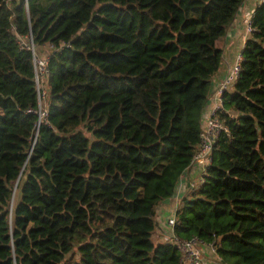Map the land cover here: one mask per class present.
Returning <instances> with one entry per match:
<instances>
[{
    "label": "trees",
    "instance_id": "trees-1",
    "mask_svg": "<svg viewBox=\"0 0 264 264\" xmlns=\"http://www.w3.org/2000/svg\"><path fill=\"white\" fill-rule=\"evenodd\" d=\"M241 2L0 0V264H187L192 237L223 264H264V0L202 180L173 238L153 240L201 146L217 40Z\"/></svg>",
    "mask_w": 264,
    "mask_h": 264
},
{
    "label": "crops",
    "instance_id": "crops-1",
    "mask_svg": "<svg viewBox=\"0 0 264 264\" xmlns=\"http://www.w3.org/2000/svg\"><path fill=\"white\" fill-rule=\"evenodd\" d=\"M260 1L242 0L226 33L217 40V44L222 48V60L219 69L212 76L210 95L204 106L203 117L214 111L217 106V100L214 98L215 89L233 64L236 54L240 52L246 37L249 35L245 28L246 22L250 18L254 7ZM203 166L204 164L193 161L184 170L176 186L175 193L168 200H163L158 204L156 210L157 225L154 233L157 238L166 240L172 237V227H169L165 220L173 216L175 207L180 202L181 197L186 193L188 185H197L199 183ZM201 247V256H203L207 264H223L217 251L213 250L211 246L203 244Z\"/></svg>",
    "mask_w": 264,
    "mask_h": 264
},
{
    "label": "built area",
    "instance_id": "built-area-1",
    "mask_svg": "<svg viewBox=\"0 0 264 264\" xmlns=\"http://www.w3.org/2000/svg\"><path fill=\"white\" fill-rule=\"evenodd\" d=\"M246 24H247V32L250 33V31L252 30L250 18L247 20ZM32 50H33V47H32ZM240 60H241V53L238 52L235 56V60L233 64L230 66L229 70L226 72L224 77L218 83L215 89V93H214V98L215 100H217L216 108L218 107V105L221 104V101H220L221 92L225 88L229 87L233 83L235 78L237 77L239 70H240ZM46 63H47L46 57H41V56L34 57V66H35L34 78L37 84L38 92L39 94L41 93V95L45 92V89L43 88V86L38 85L37 79L39 75L41 76L43 75L42 77H44V74L47 70ZM40 98L41 96H39V99ZM216 108L214 109V111L210 112L208 115L203 117V132H202L201 146L193 157L194 162H199L200 164H204V166L210 160V150L212 147V143L219 129L221 128V123L213 116V113L215 112ZM201 180H202V176H201ZM174 220H175V215H173L172 217H169L168 219L169 225L171 227H172V224L174 223ZM172 238H173V234H172ZM203 244H208V243H204L197 237H192L186 241L180 242V246L183 252L184 263L206 264L205 259L203 258V256H201V248H202L201 245ZM208 245L211 246V248L214 250L212 244H208Z\"/></svg>",
    "mask_w": 264,
    "mask_h": 264
},
{
    "label": "rangeland",
    "instance_id": "rangeland-1",
    "mask_svg": "<svg viewBox=\"0 0 264 264\" xmlns=\"http://www.w3.org/2000/svg\"><path fill=\"white\" fill-rule=\"evenodd\" d=\"M245 28H246V31H247V24H246V26H245ZM30 43V42H29ZM31 44V43H30ZM32 45V44H31ZM37 52H38V49L36 50ZM43 76V75H42ZM41 75H39L38 76V85L39 86H44V88H45V90H46V82H45V79H44V77H42ZM44 80V81H43ZM41 106L43 107V104H44V102L42 101L41 102ZM40 115L41 116H43L44 115V113L42 112V111H40ZM202 176V175H201ZM19 197V187L17 186V185H14V188H13V196H12V200H13V203H15V201L17 200V198ZM168 219L169 218H167L165 221H166V224L169 226V227H171L170 225H169V222H168ZM155 231L156 230H154V233H155ZM153 233V240H154V242L155 243H158V242H160V241H164V240H161V239H159V238H157L156 237V235ZM206 264H207V262H206Z\"/></svg>",
    "mask_w": 264,
    "mask_h": 264
},
{
    "label": "water",
    "instance_id": "water-1",
    "mask_svg": "<svg viewBox=\"0 0 264 264\" xmlns=\"http://www.w3.org/2000/svg\"><path fill=\"white\" fill-rule=\"evenodd\" d=\"M28 41L32 44V39H31V37L28 38ZM31 46H33V44H32ZM38 126H39V122L37 123L36 127L38 128ZM18 179H19V177L17 178V180H16V182H15V185H17V183H18ZM168 199H169V198L167 197V198H165L164 200H168ZM10 208H12V198H11V206H10Z\"/></svg>",
    "mask_w": 264,
    "mask_h": 264
},
{
    "label": "clouds",
    "instance_id": "clouds-1",
    "mask_svg": "<svg viewBox=\"0 0 264 264\" xmlns=\"http://www.w3.org/2000/svg\"><path fill=\"white\" fill-rule=\"evenodd\" d=\"M44 88V87H43ZM45 89V88H44Z\"/></svg>",
    "mask_w": 264,
    "mask_h": 264
}]
</instances>
